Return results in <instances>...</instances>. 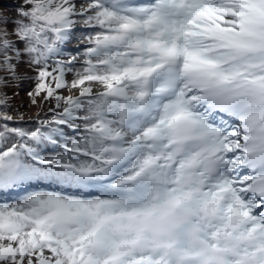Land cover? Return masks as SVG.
Returning <instances> with one entry per match:
<instances>
[{"label":"snow or ice","instance_id":"obj_1","mask_svg":"<svg viewBox=\"0 0 264 264\" xmlns=\"http://www.w3.org/2000/svg\"><path fill=\"white\" fill-rule=\"evenodd\" d=\"M10 7L0 264H264V0Z\"/></svg>","mask_w":264,"mask_h":264},{"label":"rangeland","instance_id":"obj_2","mask_svg":"<svg viewBox=\"0 0 264 264\" xmlns=\"http://www.w3.org/2000/svg\"><path fill=\"white\" fill-rule=\"evenodd\" d=\"M16 2H20V0H0L1 13L6 15L14 14L15 9L10 7V5ZM75 44L76 42L74 41L73 44L69 47H74ZM14 88L12 87V89L10 90L12 94L8 96L10 105L9 111L11 115L17 118L22 116L23 120L28 122L29 125L35 122L38 117H44L45 113L48 111V108L51 107V105L33 104L28 96V92L30 89L24 82H21L19 85L14 84ZM21 88H23V90H21ZM14 197L15 196L12 195L11 199H14Z\"/></svg>","mask_w":264,"mask_h":264},{"label":"trees","instance_id":"obj_3","mask_svg":"<svg viewBox=\"0 0 264 264\" xmlns=\"http://www.w3.org/2000/svg\"><path fill=\"white\" fill-rule=\"evenodd\" d=\"M1 13V11H0ZM14 88V85L12 86ZM12 87H9L7 89H3V88H0V92H6L7 93V96L11 95L12 93L10 92V90L12 89ZM15 89V88H14Z\"/></svg>","mask_w":264,"mask_h":264}]
</instances>
